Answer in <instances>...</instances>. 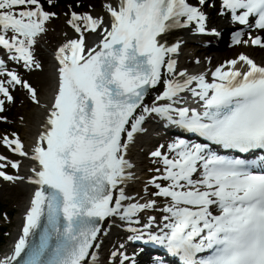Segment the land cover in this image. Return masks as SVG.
Masks as SVG:
<instances>
[{
  "label": "snow or ice",
  "instance_id": "1",
  "mask_svg": "<svg viewBox=\"0 0 264 264\" xmlns=\"http://www.w3.org/2000/svg\"><path fill=\"white\" fill-rule=\"evenodd\" d=\"M208 8L239 51L215 66L189 52L181 66V32L222 36ZM248 48L264 50V0H0V122L17 93L42 117L27 139L0 134V179L30 189L0 264H138L129 242L179 264H264V62ZM46 57L41 87L29 77ZM150 123L175 134L129 192ZM114 228L128 235L105 251Z\"/></svg>",
  "mask_w": 264,
  "mask_h": 264
},
{
  "label": "bare ground",
  "instance_id": "2",
  "mask_svg": "<svg viewBox=\"0 0 264 264\" xmlns=\"http://www.w3.org/2000/svg\"><path fill=\"white\" fill-rule=\"evenodd\" d=\"M90 2L95 3L97 5V7H99V5L101 3V0H90ZM214 25H216V23H214ZM64 27L65 26H63L62 28H64ZM181 34L184 35L185 37H187V35L184 32H182ZM54 36L58 40L59 36H60V33L59 34H55V35L54 34L49 35L48 38H47V41L49 42L50 39L53 38ZM192 38H197V37H192ZM194 54L199 55L201 58H204L206 53L204 51H201V50L197 49V50L194 51ZM219 58H220L219 56H216V57H213V60L217 61V59H219ZM258 59L264 60V56H258ZM46 71H47V73H46ZM51 71H52L51 68L50 69L46 68L44 75H41V74L35 75V79L37 80V84H39L41 87H46L48 85V83H49L48 77H49V74L51 73ZM39 119H41V114L39 112H37V110L35 108V111L33 112L32 116L30 118V121L28 122V126L27 127H23V128L21 127L22 130H25L26 139H27V135H28L29 131L30 130L31 131L35 130V127L37 126V121ZM140 145H141V142H140L139 146ZM139 146L133 150V157L134 158H138V156H139ZM20 186H21L22 197H20V199L14 198V202H16V204L18 205L19 211H20L19 213H17L16 220H15V223L18 222L17 224H19V222H20V219H19L20 213L22 214L24 206L26 205V202H27V198H28L29 193H30V189L29 188H27V187H25L23 185H20ZM130 188H129V192H130ZM1 193H3V191ZM18 219H19V221H18ZM16 231L17 230H15L13 232V236L15 235ZM112 233H114V229H113Z\"/></svg>",
  "mask_w": 264,
  "mask_h": 264
},
{
  "label": "rangeland",
  "instance_id": "3",
  "mask_svg": "<svg viewBox=\"0 0 264 264\" xmlns=\"http://www.w3.org/2000/svg\"><path fill=\"white\" fill-rule=\"evenodd\" d=\"M86 1V3H88L89 1L88 0H84ZM60 10V9H59ZM34 108V106H31V108H28L26 110L27 113H30L31 110ZM17 189H19V187H16V188H8L6 187L5 190L7 192H5L1 197H0V202L2 204H4L5 206V209H10L12 208V213H15L17 212L16 210H14V206L16 203H14V198L17 196L20 197V194H19V191H17Z\"/></svg>",
  "mask_w": 264,
  "mask_h": 264
}]
</instances>
